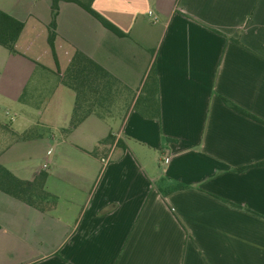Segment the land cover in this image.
I'll return each instance as SVG.
<instances>
[{
    "label": "crops",
    "instance_id": "crops-1",
    "mask_svg": "<svg viewBox=\"0 0 264 264\" xmlns=\"http://www.w3.org/2000/svg\"><path fill=\"white\" fill-rule=\"evenodd\" d=\"M92 6L124 35L60 2L54 56L87 54L119 103L67 130L66 68L57 90L34 91L43 119L24 131H48L50 147L26 179L45 170L58 201L40 211L0 191V264H264V123L231 106L264 121V0ZM0 10L23 22L15 49L48 41L50 0Z\"/></svg>",
    "mask_w": 264,
    "mask_h": 264
},
{
    "label": "trees",
    "instance_id": "trees-1",
    "mask_svg": "<svg viewBox=\"0 0 264 264\" xmlns=\"http://www.w3.org/2000/svg\"><path fill=\"white\" fill-rule=\"evenodd\" d=\"M60 2H72L79 5L105 28L119 36L124 35L120 29L93 8V0H50L51 20L48 24V43L52 51H54L53 39ZM22 29V21L0 10V46L11 53H15V43ZM59 80L74 92L67 130L78 126L88 115L104 112L103 108L109 109L114 106L119 101L122 92V90H114L118 83L117 79L80 50L74 52L66 69L59 75ZM231 106L248 117L264 123L263 120L242 108L234 104ZM0 133L5 135L7 140L3 149L13 142L25 140L35 135L32 129L16 132L9 124L1 121ZM111 137L109 135L101 143L107 142ZM46 176L47 172L40 170L32 179H22L0 163V191L40 211H46L58 201L57 196L45 188Z\"/></svg>",
    "mask_w": 264,
    "mask_h": 264
},
{
    "label": "rangeland",
    "instance_id": "rangeland-1",
    "mask_svg": "<svg viewBox=\"0 0 264 264\" xmlns=\"http://www.w3.org/2000/svg\"><path fill=\"white\" fill-rule=\"evenodd\" d=\"M46 36L45 33L42 39L33 41V44L17 47L15 53L0 46V121L10 123L19 132L43 119L38 112L40 103H37L39 99L34 91L50 93L49 90H57L59 83L56 71L64 70L68 64V56L64 53L66 46L58 48L57 58ZM11 115L15 116V120L10 121ZM49 139L47 131L38 138L14 143L3 151L7 140L0 133V163L13 169L17 177L30 178L33 169L42 163L47 154Z\"/></svg>",
    "mask_w": 264,
    "mask_h": 264
},
{
    "label": "built area",
    "instance_id": "built-area-1",
    "mask_svg": "<svg viewBox=\"0 0 264 264\" xmlns=\"http://www.w3.org/2000/svg\"><path fill=\"white\" fill-rule=\"evenodd\" d=\"M101 161L104 162V163L106 162V160L103 159V158L101 159ZM169 161H170V151L166 150L164 152V154L162 155V157H161V163L163 165H167L169 163ZM43 166L46 167V164H44Z\"/></svg>",
    "mask_w": 264,
    "mask_h": 264
}]
</instances>
